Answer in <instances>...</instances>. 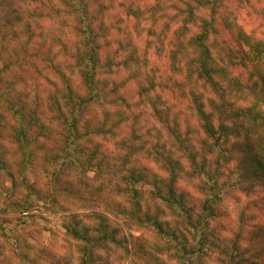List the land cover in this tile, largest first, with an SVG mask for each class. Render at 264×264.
<instances>
[{
    "label": "clouds",
    "instance_id": "9594fccd",
    "mask_svg": "<svg viewBox=\"0 0 264 264\" xmlns=\"http://www.w3.org/2000/svg\"><path fill=\"white\" fill-rule=\"evenodd\" d=\"M14 7L21 20L7 5L0 20V264H264V178L234 148L264 157V0Z\"/></svg>",
    "mask_w": 264,
    "mask_h": 264
},
{
    "label": "trees",
    "instance_id": "16d2710c",
    "mask_svg": "<svg viewBox=\"0 0 264 264\" xmlns=\"http://www.w3.org/2000/svg\"><path fill=\"white\" fill-rule=\"evenodd\" d=\"M5 1L6 0H0V9L4 7ZM17 1L21 2V0H17ZM10 10L15 11L16 16H21L19 9L12 8ZM15 19L17 21L21 20L20 17H17ZM262 79H264V77H262ZM209 131L210 132L212 131L211 125H209ZM234 148L237 150L239 154H241V161H240L241 168H243L246 172H248L251 175H254L257 178H264V157L257 159L255 156L251 155L250 146L247 144H237L234 146ZM172 197L173 199H177L176 194L174 192L172 193ZM179 201L186 213L188 225H190L193 228L197 227L199 220L197 219L195 223L193 222L194 206H185L186 204L190 205V200L186 199V194L181 195L179 197ZM204 208L212 216L223 214L219 212V210L213 208L207 202L204 204ZM251 237L255 239L258 243L264 244V226H261V225L255 226V231H253V233L251 234ZM185 241H186V238H185ZM203 241L207 242V236L203 237ZM214 246L219 247V245L217 244H214ZM221 250L224 252H227V249H221ZM184 253L185 255H187L189 253V249L184 248ZM228 254H230V257H231V264H237L235 256H232L231 253H228ZM89 256H90V253H89Z\"/></svg>",
    "mask_w": 264,
    "mask_h": 264
},
{
    "label": "rangeland",
    "instance_id": "374dc122",
    "mask_svg": "<svg viewBox=\"0 0 264 264\" xmlns=\"http://www.w3.org/2000/svg\"><path fill=\"white\" fill-rule=\"evenodd\" d=\"M20 3L21 2L17 1V0H6L5 3H4V6L7 5L10 9H12V8L19 9L18 7H14V6H18ZM10 11H11L12 14H14V19L17 18V17H20L22 19V16H16L15 11H12V10H10ZM8 15H9V13L5 11L4 7L2 9H0V20L5 19ZM228 255L230 256V254H228ZM105 264H110V261L106 260Z\"/></svg>",
    "mask_w": 264,
    "mask_h": 264
}]
</instances>
